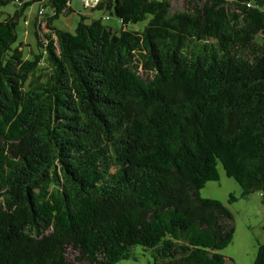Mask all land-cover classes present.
Listing matches in <instances>:
<instances>
[{
    "label": "trees",
    "instance_id": "trees-1",
    "mask_svg": "<svg viewBox=\"0 0 264 264\" xmlns=\"http://www.w3.org/2000/svg\"><path fill=\"white\" fill-rule=\"evenodd\" d=\"M72 2L0 0L17 7L0 15V264H117L138 247L226 264L233 214L200 190L221 164L264 202V0ZM37 3L26 58L17 26ZM72 14L75 32L54 25Z\"/></svg>",
    "mask_w": 264,
    "mask_h": 264
},
{
    "label": "rangeland",
    "instance_id": "rangeland-1",
    "mask_svg": "<svg viewBox=\"0 0 264 264\" xmlns=\"http://www.w3.org/2000/svg\"><path fill=\"white\" fill-rule=\"evenodd\" d=\"M203 1L205 0H171L172 12L186 10L196 4L202 5ZM72 5L77 12L76 14L79 12L90 14L89 8H86L82 0H73ZM40 8L41 4L39 3L28 8L25 18L30 21L32 20V22L27 26L24 17H22L17 26L18 41L14 46L22 45L26 58H30L32 50L35 53L39 52L34 35V19L38 16ZM16 10L17 7L14 4L1 7L0 11L4 14L1 13L0 15L7 17L8 15H13ZM47 11L52 14L50 9ZM97 14L99 15L100 13ZM76 17L78 18L77 15ZM67 20L68 16L61 15L60 18L54 20V25L75 32L78 23L77 20L72 26L67 25ZM112 20L108 24L115 23L116 27H122L116 18L112 17ZM145 25L146 22L129 25V29L142 30ZM219 173L220 179L208 182L200 190V197L221 201L233 214L232 225L235 228L234 238L232 243L223 249L221 253L226 258V264H254L259 247L264 244V202L262 194L256 191L244 198L242 197L243 188L241 185L226 175L221 164L219 165ZM233 196L238 200L231 201ZM135 252L136 254L133 258L122 260L117 264H154V258L150 251L144 252L141 247H138L135 249Z\"/></svg>",
    "mask_w": 264,
    "mask_h": 264
},
{
    "label": "crops",
    "instance_id": "crops-1",
    "mask_svg": "<svg viewBox=\"0 0 264 264\" xmlns=\"http://www.w3.org/2000/svg\"><path fill=\"white\" fill-rule=\"evenodd\" d=\"M90 15H93V14H88V16H90ZM32 16H33V14H32ZM75 20H76V14H72L71 16L68 17V20L66 23H67V25L72 26V25H74Z\"/></svg>",
    "mask_w": 264,
    "mask_h": 264
},
{
    "label": "built area",
    "instance_id": "built-area-1",
    "mask_svg": "<svg viewBox=\"0 0 264 264\" xmlns=\"http://www.w3.org/2000/svg\"><path fill=\"white\" fill-rule=\"evenodd\" d=\"M82 1H84L87 5L96 4L98 2V0H82Z\"/></svg>",
    "mask_w": 264,
    "mask_h": 264
}]
</instances>
